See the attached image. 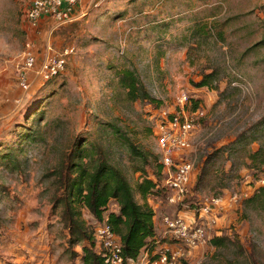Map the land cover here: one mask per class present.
I'll list each match as a JSON object with an SVG mask.
<instances>
[{"label": "rangeland", "instance_id": "rangeland-1", "mask_svg": "<svg viewBox=\"0 0 264 264\" xmlns=\"http://www.w3.org/2000/svg\"><path fill=\"white\" fill-rule=\"evenodd\" d=\"M30 2L0 0V264H81L70 257L61 216L60 181L71 155L102 148L135 186L136 166L157 172L159 114L174 110L181 93L205 111L189 151L202 181L181 207L184 218L203 224L194 203L261 184L264 0H82L88 15L53 35L30 29ZM28 43L37 67L48 47L74 53L61 75L45 82L33 73L23 89L19 69ZM125 69L136 72L159 108L128 99L119 85ZM206 75L212 87H197ZM160 207V217L174 212ZM232 211L212 235L231 242L188 251L180 264H264V215L243 201ZM83 218L93 227L88 213Z\"/></svg>", "mask_w": 264, "mask_h": 264}, {"label": "trees", "instance_id": "trees-1", "mask_svg": "<svg viewBox=\"0 0 264 264\" xmlns=\"http://www.w3.org/2000/svg\"><path fill=\"white\" fill-rule=\"evenodd\" d=\"M74 24L56 29L54 34ZM119 85L127 91L130 101H148L159 108L160 101L150 96L135 71L130 69L122 71ZM212 85V75H206L197 84V87L210 88ZM199 107H201L200 101L194 100L188 105V110L195 111ZM131 148L134 156H137L138 159L141 157L146 165L149 163L150 157L141 155L134 147ZM255 157L254 155L253 158ZM153 158L159 163L157 172L150 174L143 165L136 166L135 172L140 173V180L135 186H132L123 171L109 162L104 149L94 147L91 151L86 152L82 147L76 148L71 155L66 174L60 181V187L65 195V208L61 216L62 222L68 230V251L71 253L72 260L79 259L81 264H105L103 249L94 236L96 224L103 225L105 220L118 236L123 256L126 259L140 261L147 252L159 249L168 242L175 243L164 238V231L159 230L157 223L164 217L170 219L185 217L187 212L182 211L181 207H186L187 201L194 197L202 181V176L198 177V181L194 178L191 194L185 200V205L171 204L169 197L173 195V190L164 183V179L167 177L166 169L160 163L156 153ZM136 193L140 195L141 202L137 201ZM159 201L163 205L167 204L174 212L160 217L158 213L162 214L163 210ZM203 201L202 199L194 203L191 209L196 212ZM243 203L245 207L264 215V185L259 184L255 187L252 194ZM112 205L115 207L114 210L110 208ZM85 212L94 221L93 227H90L83 218ZM196 214L198 215L197 212ZM192 225L193 229L202 226L198 222H194ZM231 240L229 235H216L209 242L213 247L221 248ZM77 246L81 248L79 253L73 249ZM176 246L181 245L176 244ZM184 250L187 254L193 249L185 247Z\"/></svg>", "mask_w": 264, "mask_h": 264}, {"label": "built area", "instance_id": "built-area-1", "mask_svg": "<svg viewBox=\"0 0 264 264\" xmlns=\"http://www.w3.org/2000/svg\"><path fill=\"white\" fill-rule=\"evenodd\" d=\"M87 15L88 9L85 8L82 0H31L25 12L26 21L32 30L38 28V24L43 18L51 19L53 31H55L77 23ZM26 49L19 69V83L23 89H29L30 77L33 73L45 82L61 75L67 67L68 58L74 53L73 47L65 48L61 52H50L40 67H37L33 45L28 43ZM50 50L51 48H49ZM123 51L122 44V53ZM189 104H191L190 96L187 93H181L177 97L174 110H162L159 114L156 154L167 172L164 183L173 190V195L169 197L171 204L185 205V200L191 194V186L196 176V161L189 154L193 148L191 135L196 129L198 121L204 118L205 111L202 107L195 111H189ZM259 182L260 185H264V177ZM252 192L246 190L241 193L235 192L225 196L204 198L203 203L196 210L203 224L195 229L192 228V222L184 218L164 217V238L175 243L168 242L159 249L147 252L140 261L126 259L123 256L119 238L107 220L103 225L96 224L94 236L103 249L104 263L180 264V260L186 254L184 248L196 250L207 246L222 217L231 210H235ZM176 244L181 246L177 247Z\"/></svg>", "mask_w": 264, "mask_h": 264}, {"label": "crops", "instance_id": "crops-1", "mask_svg": "<svg viewBox=\"0 0 264 264\" xmlns=\"http://www.w3.org/2000/svg\"><path fill=\"white\" fill-rule=\"evenodd\" d=\"M47 26H48V27H47ZM36 31H39L38 34H41L42 32L45 33V32L48 31L50 35H53V34H54V31H53V23H52L51 19H49V18H44V19H42V20L39 22V24H38V28L36 29ZM48 32H47V33H48ZM49 44L51 45V43H48V46H49ZM48 46H47V47H48ZM49 48H50V47H48V52H47V54H49L51 51L54 52V53H56V52L53 50V47H52V49H51L50 51H49ZM235 210H236V209H235ZM230 213H233V211H232V212H229L228 214H230ZM228 214H227V215H224L223 217H227ZM157 227L159 228L160 231H164L165 226H164V224H163V220H159V221H158V223H157ZM202 248H204V247H201V249H202ZM34 264H36V263H34Z\"/></svg>", "mask_w": 264, "mask_h": 264}]
</instances>
